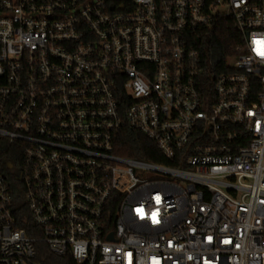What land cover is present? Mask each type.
<instances>
[{
    "label": "built area",
    "instance_id": "2783aa9c",
    "mask_svg": "<svg viewBox=\"0 0 264 264\" xmlns=\"http://www.w3.org/2000/svg\"><path fill=\"white\" fill-rule=\"evenodd\" d=\"M225 17L220 70L197 43ZM125 126L169 162L122 154ZM38 242L76 264H264V0H0V264H40Z\"/></svg>",
    "mask_w": 264,
    "mask_h": 264
},
{
    "label": "trees",
    "instance_id": "16d2710c",
    "mask_svg": "<svg viewBox=\"0 0 264 264\" xmlns=\"http://www.w3.org/2000/svg\"><path fill=\"white\" fill-rule=\"evenodd\" d=\"M241 32L234 25L230 17H225L213 23L209 34L198 40L197 48L207 67L223 69L226 59L230 55L236 54V47L240 42ZM120 152L127 156L140 158L143 160L158 161L168 163L157 146L142 132L125 126L120 134ZM3 154L10 152L4 149ZM13 165L19 166L20 161L11 158ZM14 186L18 191L16 196L18 203L23 200V187L21 182L12 177ZM35 259L40 264H76L70 257H60L53 254L43 243L36 244Z\"/></svg>",
    "mask_w": 264,
    "mask_h": 264
},
{
    "label": "water",
    "instance_id": "95a60500",
    "mask_svg": "<svg viewBox=\"0 0 264 264\" xmlns=\"http://www.w3.org/2000/svg\"><path fill=\"white\" fill-rule=\"evenodd\" d=\"M11 166V165H10Z\"/></svg>",
    "mask_w": 264,
    "mask_h": 264
}]
</instances>
